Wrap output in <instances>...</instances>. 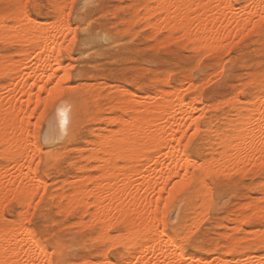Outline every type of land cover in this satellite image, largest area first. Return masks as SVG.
<instances>
[{
	"label": "rangeland",
	"instance_id": "374dc122",
	"mask_svg": "<svg viewBox=\"0 0 264 264\" xmlns=\"http://www.w3.org/2000/svg\"><path fill=\"white\" fill-rule=\"evenodd\" d=\"M24 1L0 0L1 20H6L8 24H11L15 13L21 8L33 20L50 23V21L53 22L56 17L61 16L62 12L66 11L67 14L63 15L73 29L74 35H69L70 39L72 37V41L65 44L69 46V49L62 50L60 56L64 67H67L66 69L70 73V78L61 81V92L63 95L55 101H50L49 97L47 98V91H45L46 94L45 92L42 93L44 97L46 95L45 100H42L43 98L41 97L43 96L40 95L36 103L34 98L35 94L38 93L36 86L33 87L36 90L32 89L36 92L33 93L35 96L29 92H26V94L20 90L22 87L15 86L21 91L23 96L25 94L24 97L22 96L23 98H19V102L23 101V103H26V101L21 99L26 98L29 102L34 98L32 101H35L36 104L35 107V104L32 106L31 101L28 103L32 109L35 107L33 116L38 118L36 119L33 116V118H30L32 120L30 124L32 125H30L29 131V141L32 138L31 140L36 146L32 142L29 143H32L30 146L33 145L31 148L32 152H34L33 149L36 147L39 149L38 151L35 149V152H38L37 155H39L35 157H39L36 158L39 161L36 160V162L34 160V165L32 166L38 172V177L44 182L42 183L44 189L41 191V188H39L38 193L41 194L39 195L36 191L32 196L34 204L30 202L32 205L29 211L25 208L27 211L25 216L22 213L25 212L24 206L17 198L12 199L14 197L12 195V197L4 196L2 200L7 202L2 205L3 201L1 202L0 200V206H2V209L0 207V225H14L20 222L21 217H26V225L47 245L50 251H53L56 244L59 243L61 252L54 254L52 264H78L85 260L100 262L101 260H106L105 251H108L105 254L115 264H121L124 260L125 262L128 260L125 264H135L134 261L136 262L137 256L129 257L122 245H114L111 248V245L109 247V242L101 243L96 240L95 236L97 235L98 226L90 223L88 219L91 218V215L89 212L84 211V207L72 206L71 211L70 209L66 211L63 208L66 203L63 195L72 190V183L75 182L73 180L83 176L86 177V175L91 176L97 172L93 167L96 162L83 158L88 153L89 141L95 138L93 132L99 129L108 131L115 127L109 120L111 116L115 117L122 114L121 110L115 107L116 99L120 94L119 91L126 89L128 90L126 94L135 93L137 95L133 96L138 100H142L148 98V95L154 96V94L159 93L160 90L158 89L174 90L179 88L177 89L179 91L182 88V91H180L186 96L187 100L194 96L197 98L196 102L198 99L199 101L202 100L201 103L197 102L198 107L201 106L203 109V105L207 103L208 105H204L205 108L209 107L211 109H203L205 110L203 112L204 115L201 112V107V110L199 109L197 112L199 113L201 129L198 132L193 129L189 131L193 130L191 133L195 132V137L192 134H188L189 132L186 135L185 139L187 142L185 141V144H187L189 154L199 162L206 159L210 160L211 157H218L222 149L217 146V141L227 131L229 122L234 123L235 117H237L236 109L231 106L233 102H236L235 96L239 95L241 101H245L253 87L247 81L254 74L264 72V17L262 16L258 20V27L249 26L250 29L237 34L238 37L237 35H233V38L230 36V39L227 38L224 41V46L225 43L226 46L222 47L223 49L219 48L220 50L209 51V53L204 49H196L197 47L194 43L188 41L183 35L181 37V33H172V36H168L170 32L163 30L156 36L152 35L153 31L147 26L148 24H145L147 23L146 18L141 21L142 17H140L145 14V9L142 8L144 0H26L25 3ZM66 1H68V4ZM232 3L237 8L244 4L243 0H232ZM25 4L28 7L24 9L23 5ZM34 4L40 6L32 7ZM136 6L139 10L136 9ZM68 12L71 13V16L68 15ZM132 18H135V23H132L134 22ZM105 36L107 39L104 38ZM241 37H244V39H241ZM105 40L109 41L106 43ZM11 41V39L8 41L0 38V60H3L4 66L3 69H0V95L4 89L10 88V86L13 87L14 84L18 83L15 82L21 79H12V76L5 68L10 60L15 63L21 60L18 54L21 46L14 44L13 41L12 44ZM23 45V47L29 48L27 44ZM229 45L230 47L228 48ZM226 48L229 50L228 52H226ZM205 53L207 54L205 55ZM12 61L10 62L12 63ZM26 63H29V61ZM2 71L6 72L3 73ZM62 74L63 71L58 72L59 76ZM166 76L170 78L167 79ZM33 80L35 79L32 76L29 84ZM54 80L56 81L57 78ZM9 81L15 82L12 84ZM192 82L199 85V87L195 85L197 88L190 89ZM51 84L55 85L53 81ZM51 84L50 87L53 86ZM7 85L9 86L7 87ZM104 85L106 86L103 87ZM27 87L24 88V91L25 89L26 91L28 90ZM185 89L187 92H185ZM8 90L10 91V89ZM19 90L15 99L21 97ZM13 91L12 93L9 92V96L16 93ZM235 92H237L236 95H234ZM28 94L31 95V99L29 98L30 96H28L29 99L27 98L26 95ZM5 95L4 92L2 96L9 97ZM231 95H234V97H231ZM60 100L63 101L62 104L71 100L77 105V122L73 136L64 134L60 137L59 120L57 119L58 111H56L62 106L59 102ZM38 101L40 102L39 104ZM44 101L47 102L46 118L38 125V113L40 111L45 112ZM216 102L219 103L217 104ZM209 103H216L217 105L211 104L213 107H210ZM241 104L243 103H239V105ZM31 108L30 110H32ZM105 115L110 116V118L106 119ZM51 130L52 132L54 131L53 134H49L52 133ZM193 143L194 145H192ZM4 163V160L0 157V165ZM119 164L130 166L127 161H119ZM143 164L144 162L140 165L141 168H143ZM82 165L84 166L83 169L78 168L79 166L83 167ZM85 167L87 168L85 169ZM250 167L249 170L248 167L247 169L244 168V170L240 169L243 172L238 170L239 168H234L235 170L233 171L230 170L231 168L227 169L224 167H222V170L220 168V171L219 167H217L215 173V167H213V172H210L212 168H209L210 171L206 172L205 176V173L201 172L199 168L191 166V170L195 172L193 181L185 183L181 182L180 178L176 179L181 184L178 183L180 185H177L172 192L174 199L169 204L168 210H170L165 215V230L184 249L186 256L191 258V262H197L196 257L197 259L200 257L202 260V263L199 261L200 264L217 262L218 259L216 258L218 256H226L228 245L234 239L236 241L235 250L237 249V251L234 250V257L239 256L240 250L243 249L253 255L257 253L264 254V249L259 246L257 238H254V235H256L254 231L257 230L256 232L259 234L258 229L261 231L264 229V214L262 213V216L258 210L252 211L257 209L259 204L264 205V166L262 168L251 167L252 169ZM253 168L256 169V173L255 169L253 172ZM226 170V175H222ZM228 170L233 172H229L228 175ZM216 172L221 173L216 175ZM201 177H205L206 182L202 181ZM64 180L67 181L65 182ZM207 184H209V188ZM61 185L62 187H60ZM60 193H63V195L60 196ZM167 195H169V192H167ZM167 195H163L162 207H164L165 199L169 197ZM211 195L212 197H210ZM5 197L10 199H4ZM247 201L251 205L246 203ZM37 202L39 203L37 204ZM201 202L205 205L208 202V205H202ZM253 202L254 206L252 205ZM241 205H243V208ZM244 206L246 207L244 208ZM90 210L92 211L93 208ZM200 210L207 212H200ZM246 214H250V216ZM243 215L246 217L241 221ZM199 216L202 220L199 219ZM82 219L84 220L83 224H81ZM76 223L78 224L75 225ZM192 223H194V226ZM235 224L239 228L242 227L237 229ZM122 230L123 227L119 225L113 229L112 233L118 235V233L123 232ZM261 231L260 234H262ZM186 232L190 235H187ZM183 235L184 237L185 235L191 237L188 243L184 242ZM251 235H253V238ZM245 236H250V238L245 239ZM223 244L225 245L223 246Z\"/></svg>",
	"mask_w": 264,
	"mask_h": 264
},
{
	"label": "bare ground",
	"instance_id": "6f19581e",
	"mask_svg": "<svg viewBox=\"0 0 264 264\" xmlns=\"http://www.w3.org/2000/svg\"><path fill=\"white\" fill-rule=\"evenodd\" d=\"M243 2L244 4L237 8L232 3V0H144L142 8L145 9V14L140 17H142L141 21L146 18L147 23L145 24H148L147 26L151 28L153 31L152 35L154 36L163 30L170 32L168 36L172 33H181V37L183 35L188 41L194 43L197 47L196 49L214 52L219 48L223 49L222 47L226 46V43L224 46V41L230 36L233 38V35L242 33L244 30L248 31L250 29L249 26L253 28L258 27V20L262 16L264 17V0H243ZM23 8L25 9V7ZM136 9L139 10L138 7ZM65 13L66 11L64 13L62 12L61 16L56 17L50 23L33 20L21 8L15 13L11 24H8L6 20H1L0 18V38L8 41L11 39L14 44L21 46L18 50L21 60L17 59L19 62L16 63L10 60L12 63L9 61L5 66L7 72L12 76V79H21L16 82L9 81L12 84L14 82L18 83L16 85L14 84L13 87L10 86L8 88L10 91L4 89L2 92V94L5 92V96H9V92L12 93L13 90L16 93H14L15 95L11 94L9 97L0 95V157L5 162L0 165V200L1 202L3 201L2 205H5L4 202L6 203L7 201L2 200L4 196H14L12 199L17 198L24 206L25 212L20 211L24 214L23 216L29 211L32 205L30 202L34 201L32 196L35 192L37 191L38 193L39 188H41V191L44 189V186H42L44 182L38 177V172L32 166L34 165V160L36 161L38 160L36 158H39L35 157L38 153L35 152V149L36 151L39 149H37L38 147H34V152H32L31 148L33 145H36L32 142L31 137L29 141L30 125H32L30 124L32 123L30 122L32 121L30 118L35 114V101L42 95V87L47 90L56 88L61 92V81L70 78V73L66 69L67 67H64L60 56L62 50L69 49V46L65 44L66 42L72 41V37L70 39L69 35L74 32H72L73 29L63 15ZM256 16L258 19H256ZM133 20L134 22L132 23H135V18H132ZM174 37L177 38L176 36ZM104 38L107 39L106 36ZM12 41L11 43L13 44ZM23 44H27L29 48L23 47ZM228 51L226 48V52ZM2 61L0 60V69L4 67ZM24 61H29V63L25 62V64ZM60 71H63V74L59 76L58 72ZM2 72L5 73L6 71ZM32 76L35 80L30 85L29 80ZM56 78V81L60 82L58 86L51 84ZM166 78L169 79L170 77L168 78L166 76ZM247 82L249 85H253V87L251 86L252 90L249 96L245 98V101H241L239 95L235 96L234 99L236 102H233L231 106L236 109L237 117H235L234 123L229 122L227 131L217 141V146L222 149L221 152L218 154V157H211L210 160L206 159L204 161L202 160V162L195 160L189 154L187 144H185L186 135L191 129L195 130V132L201 129L199 113H197L201 107L197 105L199 99L196 102L197 98L192 96L194 99L187 100L186 96L181 92L182 88L180 89L181 91H178L177 89L179 88L176 87L177 89L174 90L158 89L160 92L156 95H148V98L138 100L133 96L137 94L132 92L126 94L128 90L124 88L122 90L120 88L122 91H119L120 94L116 99L115 107L121 110L122 114L115 117L111 116L109 120L115 127L108 131L99 129L93 132L95 138L90 140L89 143L87 142L88 153L83 156L87 160L96 162L93 167L97 172L94 175H86V177L83 176L73 180L75 182H71L72 190L65 195L63 193L59 194L60 196L63 195L66 200L63 206L64 210L69 211L70 209L71 211L72 206L84 207V211L89 212L91 215V218L88 219L90 223L98 226L97 235L95 236L96 240L101 243L109 242V247L111 245V248L114 245H122L129 257L137 256L136 262L134 261L135 264H180V257L190 261L191 258L186 256L184 249L166 232L165 215L170 210H168L169 204L174 199L172 192L177 185L179 186L181 182L187 183L194 180L195 172L191 170V166L193 168H199L201 172L205 173V176L206 172L210 171L211 168L210 172H213V167H215V173L217 167H219V170L220 168L222 170V167H224L227 169L231 168L230 170L234 171V168L244 170V168L247 169L248 167L249 170L250 166L261 168L264 166V150H262L264 149V145L261 144V140H264V72L254 74ZM50 84L53 86L50 87ZM195 85L192 82L189 88L193 90L199 87V85H196L197 87ZM15 86L22 87L20 90L25 93L29 92L32 95L36 93L32 90L35 89L33 87H37L38 93L35 94L37 98L34 95L35 101H32L34 98L31 99V95H26L27 98L30 96L32 106L35 104L34 109L29 107L30 105L28 103L30 101L28 102L26 98L21 99L26 101V103L24 102L25 104L23 101L19 102V98H23L25 94L23 96L21 91ZM2 87L5 88L4 86ZM25 87H27V91L26 89L24 91ZM18 90L20 91L21 97L15 99ZM187 90L185 89V92ZM234 95H231V97H234ZM41 98L45 100L46 95ZM216 103L211 104L215 105ZM239 103L243 104L239 105ZM211 104L210 107H213ZM110 105L114 106L113 104ZM204 105L203 109L206 110L207 107L205 108ZM43 107L42 109H44ZM203 109L201 110L202 114L205 112ZM209 110L211 109L209 108ZM56 111H58L57 119L59 120L60 137L64 134L73 136L77 122V105L75 102L69 100L67 103L62 104ZM105 116L106 119L108 117L110 118V116ZM36 119L38 118L36 117ZM32 132L33 130L31 134ZM53 132L49 134H53ZM191 132L188 134H193ZM52 140L54 139L52 138ZM29 142H32L33 145L30 146L32 143ZM119 161H127L130 163V166H122L119 164ZM143 162V168H141L140 165ZM78 168L83 169L84 166H79ZM238 170L236 169L237 172ZM233 171L230 172L228 170V175L229 172L232 173ZM226 172L227 170L222 175ZM220 173L216 172V175ZM177 178H180L181 182L179 180L177 181ZM201 180L206 182L205 177H201ZM169 186H171L170 189H168ZM207 186L209 188V184ZM167 192L169 194L171 193V199H169ZM155 193L157 194L156 197ZM163 195H167L168 197L165 199V202L168 204L167 209L161 206L162 198L164 199ZM7 197L4 199H8ZM208 202L210 203V201ZM246 203L251 205L248 201ZM246 205L249 206L248 204ZM252 205L254 206V202ZM241 206L243 208V205ZM0 207L2 209V206ZM25 208H27V211ZM91 208H93L92 211L90 210ZM256 210L260 214H264V205L259 204L257 209L252 211L254 212ZM203 211L204 213L207 212L205 210ZM203 211L200 210V212ZM85 212L83 213L85 214ZM251 212L250 214L253 213ZM250 214L246 215L250 216ZM244 215L241 218L242 220L240 219L241 221L246 217ZM20 219V222L14 225H0V264H52L54 254L61 252L59 243L56 244L55 249L53 251L51 250V252L47 245L26 225V217H21ZM27 219L29 218L27 217ZM199 219L202 220L201 217ZM83 223L84 220L81 224ZM192 224L194 226V223ZM119 225L123 227V232L118 233V235L113 234V229ZM237 226V229L242 227L241 225L240 228ZM256 231L254 232L257 236L254 235V238H257L259 246L264 249V231L262 232L258 229L259 234ZM260 231L262 234H260ZM245 237V239L250 238V236ZM251 237L253 238V235ZM235 243V239L230 241L226 256H218L216 258L218 259L217 262L209 264H259L261 260H264V254L257 253L253 255L245 249L240 250V255L234 257ZM246 246L248 247V245ZM105 253L106 260L104 261L92 262L91 260H85L78 264H115V262L113 263L109 260V257ZM191 257L194 258L193 256ZM195 259L197 262L200 261L202 263L200 257L198 259L196 257ZM126 262L124 260L121 264H125Z\"/></svg>",
	"mask_w": 264,
	"mask_h": 264
},
{
	"label": "snow or ice",
	"instance_id": "6c2138e0",
	"mask_svg": "<svg viewBox=\"0 0 264 264\" xmlns=\"http://www.w3.org/2000/svg\"><path fill=\"white\" fill-rule=\"evenodd\" d=\"M39 6H40V5H38V4H34V5H32V7H39ZM24 7H28V5L25 4ZM68 15L71 16V13L69 12ZM241 39H244V37H241ZM50 79H51V77H50ZM62 79H63V77H62ZM59 83H60L59 81H54V84H56L57 86L59 85ZM41 91H42V92L47 91V94H48V97H49V100H50V101H55V100L59 99V98L63 95V93L60 92V91H58L56 88H53L52 90H47V89H45V88L42 87V88H41ZM39 103H40V102L38 101V104H39ZM60 103L62 104L63 101L61 100ZM44 106H45V112H40V113H39V120L37 121V124H38V125H39V123H40L41 121H43V120L46 118L47 102H44ZM57 106L59 107V105H57ZM194 123H195V121H194ZM195 135H196V133L193 132L192 136L195 137ZM261 144L264 145V140H261ZM262 150H264V149H262ZM174 187H175V186H174ZM162 191H163V189H162ZM171 198H172V197H171V193H170V194H169V199H171ZM38 203H39V202H37V204H38ZM164 207H165V209H167V208H168V204L165 203V204H164ZM190 239H191L190 236H185V237H184V242H185V243H188V242L190 241ZM180 264H199V262H191V261H189V260H187V259H185V258H183V257H180ZM259 264H264V260H261V261L259 262Z\"/></svg>",
	"mask_w": 264,
	"mask_h": 264
}]
</instances>
